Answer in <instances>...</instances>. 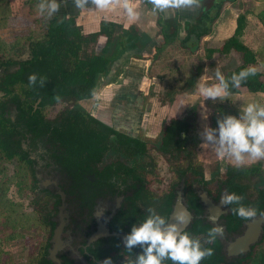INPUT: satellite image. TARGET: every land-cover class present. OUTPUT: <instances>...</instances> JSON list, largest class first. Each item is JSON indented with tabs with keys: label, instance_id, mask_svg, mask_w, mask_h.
Returning <instances> with one entry per match:
<instances>
[{
	"label": "flooded vegetation",
	"instance_id": "obj_1",
	"mask_svg": "<svg viewBox=\"0 0 264 264\" xmlns=\"http://www.w3.org/2000/svg\"><path fill=\"white\" fill-rule=\"evenodd\" d=\"M9 105L15 117H7ZM5 107L4 117L17 124L16 145L30 160L21 191L37 221L29 262L23 264H100L105 257L130 264L141 249H125L123 237L149 209L168 220L181 209L189 214L181 229L213 250L200 264H264V174L258 168L200 162L187 146L191 137L177 132V121L151 140L122 132L139 144L110 135L99 159L86 162L85 152H69L54 136L29 138L15 105ZM229 192L256 215L245 219L235 214V204L222 205L221 196ZM213 226L221 231L209 241ZM162 264L173 262L165 258Z\"/></svg>",
	"mask_w": 264,
	"mask_h": 264
},
{
	"label": "trees",
	"instance_id": "obj_2",
	"mask_svg": "<svg viewBox=\"0 0 264 264\" xmlns=\"http://www.w3.org/2000/svg\"><path fill=\"white\" fill-rule=\"evenodd\" d=\"M222 2V0L210 1L209 7L214 8L213 13H210L211 9H207L208 7L204 5L206 9L194 19L193 23L186 26L185 35L181 39L178 36L176 22L159 19L163 42L161 46L156 47L157 51L178 40L182 47L193 52L200 38L210 32V23L218 16ZM9 17L8 0H0V29L7 25ZM259 17L264 25V11L259 13ZM244 26V14L239 13L232 35L224 40L219 49H208L207 54L211 55L215 51L227 54L231 50L239 54L240 62L223 74L226 78L247 67L256 69L255 74L242 80L238 87L232 88L230 85V94H236L242 88L253 93H264V72L255 67L257 51L254 52L240 40ZM100 39H103L102 43L99 42ZM146 41L135 27L123 28L106 20L99 22L98 30L84 33L74 16L54 13L47 19L40 37L28 38L27 56L24 59L17 60L1 54L0 172L6 169L4 162L18 161L15 167V181L20 185V191L25 188L27 183L25 176L29 173L30 160L16 145V136H19L15 130L17 124L11 123L10 119L3 115L7 102L15 105L18 111L16 119L23 122V128L27 129L26 135L29 138L54 136L69 152H85L86 162L99 159L101 148L105 146L110 135L117 136L119 142L139 144L138 141L130 140L128 135L89 114L78 102L92 97L99 78L110 75L114 62L122 59L128 51L142 46ZM7 47L9 45L0 38V53H5ZM88 47L90 50H87ZM117 70L109 78V82L116 80ZM33 73L36 75V82L30 84L28 77ZM36 102L37 105L34 107ZM58 104L64 105L62 109L53 117L47 116V108ZM22 135L24 132L20 137ZM251 168L256 169V166ZM5 189L0 192L2 233L13 229L12 236L17 234L16 228L20 225L29 223L37 225L35 214V221L30 219L28 221L29 213L21 211L20 204L15 205L3 198ZM1 255L0 250V260ZM11 261L7 258L3 264H15Z\"/></svg>",
	"mask_w": 264,
	"mask_h": 264
},
{
	"label": "rangeland",
	"instance_id": "obj_3",
	"mask_svg": "<svg viewBox=\"0 0 264 264\" xmlns=\"http://www.w3.org/2000/svg\"><path fill=\"white\" fill-rule=\"evenodd\" d=\"M65 1L59 3L64 4ZM148 1L150 2V0ZM209 2L210 0H203L202 3L208 4ZM8 3L10 17L7 25L5 24L0 29V38L9 47L6 48L5 53H0V55L4 54L6 57L20 60L27 56L28 38L40 37L50 16L38 13L36 8L38 0H8ZM223 4L224 2L221 3L219 12L222 10ZM244 4L241 0H235L231 6L243 9ZM72 7L77 9L75 3ZM261 7L264 8V5ZM73 8L70 12H76L75 16H77L78 12ZM61 10L62 8L59 7L56 13L59 14ZM170 10L173 17L168 20L172 23L176 22L179 29L181 25L177 21L176 6L170 7ZM64 11L67 9L64 8ZM213 12L214 8H211L210 13ZM213 23L214 21L210 23V31ZM201 39L202 37L193 52L182 47L178 40L167 44L160 51L155 48L151 57L152 62L148 67L144 66V62H140V67L131 68L127 61L122 60V62L119 59L113 63L110 75L99 78L92 97L80 100L78 103L91 115L105 120L118 131L149 140L157 138L159 133L162 134L161 130L165 125L167 126L171 122L169 124L171 126L174 121H177V132L179 130L178 133L191 137L187 146L191 148L190 151L195 153L200 162L206 163L210 167L221 168L225 166L231 168L256 166L261 174H264V157L252 159L245 154L244 159L237 163L230 156L218 155L216 148L204 141L203 131L206 126L217 127L218 118L222 119L224 115L228 114L238 115L240 108L249 102L263 105L264 95L242 88L238 93L230 94L224 100L204 99L199 93V85L201 83H217L216 71L219 70L223 75L240 62V56L233 50L227 54L215 51L208 55V44L219 46L212 48L216 50L220 48V44L208 42L209 40L201 42ZM99 42L102 43L103 39H100ZM162 42L160 37L157 43L161 46ZM87 50H90V47ZM139 55V57H134L141 60L146 59L141 54ZM131 58L129 56V59ZM256 58L255 67L264 72V39L257 49ZM129 59L128 61H131ZM64 61L66 62L65 58ZM115 70L118 71L116 80L109 82L112 74L116 73ZM1 95L0 92V99ZM63 106V104H58L48 107L46 115L53 117ZM5 111L8 118L13 115L15 117L12 106L5 107ZM204 114H207L206 117ZM191 157L194 158L193 154ZM17 163L16 160L4 162L6 169L0 172V192L6 187L3 198L11 202L19 201L21 211L29 213L27 220L30 219L34 222L33 210L28 199L24 197V193L18 194L17 188L20 185L15 181ZM35 230L36 225L30 223L17 227V234L12 236L13 229H8L5 233L0 230V250L2 252L0 264L5 263L7 258H10L11 262L15 264L28 263L29 249L34 242Z\"/></svg>",
	"mask_w": 264,
	"mask_h": 264
},
{
	"label": "clouds",
	"instance_id": "obj_4",
	"mask_svg": "<svg viewBox=\"0 0 264 264\" xmlns=\"http://www.w3.org/2000/svg\"><path fill=\"white\" fill-rule=\"evenodd\" d=\"M77 7L85 6L86 0H74ZM96 7L107 8L109 0H93ZM181 0H153L154 8L180 6ZM60 7L59 0H38L36 5L39 14L52 16ZM125 8L132 14V9L125 4ZM254 67L241 69L234 72L228 78L216 71L217 83L199 85V93L203 98H217L224 100L230 95L229 88L238 87L242 80L255 74ZM29 83L36 82V75L30 74ZM43 82V80H41ZM205 117L207 114H204ZM204 141L214 146L218 155L230 156L237 163L241 162L245 154L252 159L264 157V105L257 102H249L242 106L238 115H224L217 119V127H205L203 131ZM241 197L235 192L225 193L220 198L222 205H233L235 214L242 218H250L256 215V209L240 204ZM149 214L139 223L133 224L130 231L123 237L124 248L134 249L137 245L141 251L135 255L130 264H162L167 258L173 264H200L206 255L212 254L211 248L202 246L201 241L193 238L181 225L190 219L189 214L181 209L176 212L174 220H168L164 216L149 209ZM221 229L213 226L208 230V240H215ZM100 264H113L111 257H105Z\"/></svg>",
	"mask_w": 264,
	"mask_h": 264
},
{
	"label": "crops",
	"instance_id": "obj_5",
	"mask_svg": "<svg viewBox=\"0 0 264 264\" xmlns=\"http://www.w3.org/2000/svg\"><path fill=\"white\" fill-rule=\"evenodd\" d=\"M61 1L63 0H59V2ZM222 1L224 2L222 10L213 20L214 23L212 24L211 31L202 36L201 42L209 40L208 42L211 43H219L221 47L224 40L232 35L238 13H243L245 26L240 40L254 52L257 51L264 39L263 20L259 17V13L264 11V8L261 7V5H264V0H241L245 3L243 9L240 7L233 8V6H231L232 0ZM202 2L203 0H181L180 6H176L177 21H179L181 25L178 29L179 39L184 37L186 26L193 23L194 19L206 9L204 5L208 7L207 9H211L209 7L210 2L208 4H203ZM74 3V0H66L64 4L60 3L62 10L59 14L74 16L76 23L80 25L84 33L98 30L99 22L101 20H106L112 21L123 28H128L130 26L135 27L139 35L146 38L147 41L145 44L128 51L121 59V61H127L131 68L140 67V62H144V66L148 67L150 62H152L151 57L155 52V48L159 46L157 42H159L160 37L162 38L159 19L168 20L170 17H173L170 7L162 9L154 8L153 0H150V2L144 0H109V6L107 8L96 7L93 0H86L85 6L77 7V9L72 7ZM125 4L132 9L131 15L125 8ZM64 8H66L67 11H64ZM72 8L78 12L77 16H75L76 12H70ZM208 45V49L219 47L211 44L209 47ZM139 54H141L142 57H146V59L141 60L134 57L140 56ZM129 56L132 58L129 59ZM128 59L131 61H128ZM257 93L264 95V93L261 92Z\"/></svg>",
	"mask_w": 264,
	"mask_h": 264
}]
</instances>
